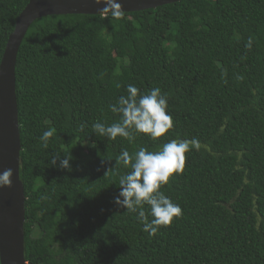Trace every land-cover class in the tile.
Segmentation results:
<instances>
[{"label":"trees","instance_id":"obj_1","mask_svg":"<svg viewBox=\"0 0 264 264\" xmlns=\"http://www.w3.org/2000/svg\"><path fill=\"white\" fill-rule=\"evenodd\" d=\"M28 1L0 0V61ZM129 84L167 95L165 136L93 133L119 120L109 105ZM15 91L26 264H264V0H179L122 20L39 17L17 51ZM171 139L201 147L161 189L182 216L150 237L112 203L129 171L116 157ZM52 154H71L72 170L52 166Z\"/></svg>","mask_w":264,"mask_h":264},{"label":"clouds","instance_id":"obj_2","mask_svg":"<svg viewBox=\"0 0 264 264\" xmlns=\"http://www.w3.org/2000/svg\"><path fill=\"white\" fill-rule=\"evenodd\" d=\"M94 3L104 5L100 10L103 19L125 18L124 9L117 0H94ZM251 46L252 40L249 38L246 47ZM109 109L118 114L119 120L111 124L93 123L91 127L96 136L113 141L122 137L133 143L136 134H145L152 141H156L174 127L173 117L168 111L167 95L162 94L159 87L141 92L136 86L129 84L126 86V94L120 95L115 104L109 105ZM84 126L81 124V131ZM54 134V128L43 132L39 138L42 147H48L49 139ZM200 147V142L196 139H171L156 151L139 147L135 153L130 154L127 149H123L116 157V162L129 171L119 176V190L113 196L112 203L124 208L128 213L136 214L142 231L150 237L155 236L162 227L170 226L174 219L183 214L181 206L165 195L161 191L162 187L169 183L173 174L183 172L185 154L192 149L199 150ZM71 160V154L64 155L63 158L60 154H52L51 165L71 171ZM12 174L11 168L0 173V187H11Z\"/></svg>","mask_w":264,"mask_h":264},{"label":"water","instance_id":"obj_3","mask_svg":"<svg viewBox=\"0 0 264 264\" xmlns=\"http://www.w3.org/2000/svg\"><path fill=\"white\" fill-rule=\"evenodd\" d=\"M179 0H117L124 12L154 8ZM94 0H29L15 20L0 61V173L12 169L11 187H0V264H26L25 194L19 178L21 140L15 91L16 55L27 28L50 14H101Z\"/></svg>","mask_w":264,"mask_h":264}]
</instances>
